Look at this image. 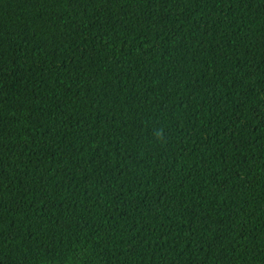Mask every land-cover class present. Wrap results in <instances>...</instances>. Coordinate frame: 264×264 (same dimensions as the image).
<instances>
[{
	"label": "trees",
	"instance_id": "1",
	"mask_svg": "<svg viewBox=\"0 0 264 264\" xmlns=\"http://www.w3.org/2000/svg\"><path fill=\"white\" fill-rule=\"evenodd\" d=\"M0 264H264V0H0Z\"/></svg>",
	"mask_w": 264,
	"mask_h": 264
}]
</instances>
